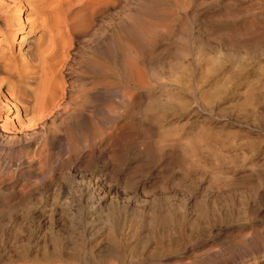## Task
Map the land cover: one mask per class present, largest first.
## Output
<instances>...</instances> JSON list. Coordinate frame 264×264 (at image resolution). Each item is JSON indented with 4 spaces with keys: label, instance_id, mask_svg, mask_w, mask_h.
<instances>
[{
    "label": "bare ground",
    "instance_id": "obj_1",
    "mask_svg": "<svg viewBox=\"0 0 264 264\" xmlns=\"http://www.w3.org/2000/svg\"><path fill=\"white\" fill-rule=\"evenodd\" d=\"M116 1L0 0V42L6 38L12 39L20 33L18 52L22 62L20 67L7 64L1 66L7 76L15 80H0V87L7 86V93H0V97H3V104L0 102V151H9L13 144L17 145V134L27 135L36 132L38 128L45 129L46 124L56 118H63L67 127L63 125L72 132V138L67 140L63 137L67 142L62 151L52 156L49 164L47 158V162L44 160L48 167L46 164L42 172H38L40 174H34L33 178L37 182L18 178L19 165L16 166L13 161L3 165L4 174L14 181L4 189L5 194H0V240L2 241L7 232L13 237L16 236L20 229L16 219L18 213L31 204L29 202H32L33 197L37 198L44 190H50L55 179L63 173L70 174L74 168L85 169L92 176L104 174L111 183L121 179V185L127 190H137L140 183L138 178L144 175L154 176L148 185L145 184L153 193L148 188V191L141 193L140 198L127 195L126 192L122 197H99L93 194L85 197L79 191L69 192V197H55L54 194L55 199L51 204L54 208L51 212L56 213L58 206H61L70 223L67 230H60L64 236L59 238V233L57 238L56 229L51 230V238L48 234L45 235L52 239L49 247L44 245L43 249L35 251L31 257L26 254V250L11 251L12 255L10 254L7 264L12 261L13 264H36L53 256L65 264H137V261L147 262L150 257H159L174 249L181 241L178 237L184 231L199 238L200 245L190 253L188 260L182 262L178 259L176 264H236L242 261L244 254L225 249L227 246L223 248V244L209 242L204 238L215 228L213 223L230 220L233 212L212 206L209 197H203L201 201L189 206L190 197L184 199L181 196L180 199L174 198L175 202L172 204L166 189L170 184L173 187L175 183L179 185L187 182V179L207 177L210 188L213 189L214 186L220 190L224 186H233L234 189L238 187L241 192H250L249 197L252 200L257 198L260 190L264 191V159L252 164L244 172L226 173L219 169H227L226 166L236 164L242 156L231 151L239 139L232 134L233 124L221 121V117L225 113L236 117L264 116V62H260L254 70L248 68V63L246 65L249 56L257 50L264 51V0H251L249 4H244V0H198L195 7H207L208 19L212 23L198 47L189 49L185 44L179 48L167 46L165 49L154 50V46L150 47V43L148 46L145 40L141 41V50L136 51L126 45L128 48L124 50L121 66H116L121 67L138 90L113 84L92 88L87 93L90 106L70 110L68 108L71 107H67L66 102L71 97L67 100L68 88L65 84L71 79L68 68L72 61L69 53L74 49H71L74 47L72 40L80 36V29L86 28L98 13L114 6ZM27 12L35 17L29 27V31L34 34L28 42L29 46L20 50L29 32L24 29L26 17L22 20V15ZM193 13L192 11L191 14ZM17 23L22 26H17ZM162 27L156 31L151 29L150 34L140 32L139 36L148 34L151 38L171 40L177 38V32L182 29ZM54 31L57 33L53 34ZM188 36L190 38L191 34ZM188 40L187 37L185 42ZM208 46H215L213 54L203 53V48ZM118 55L116 43L114 40L110 41L108 57L115 61ZM121 55L122 53L120 57ZM188 55H192L191 64L187 62ZM150 75L153 79L165 78L170 85H176L177 88L163 89L159 96L147 95L143 90L150 84ZM4 81L8 82L7 85H4ZM74 82L71 84L74 85ZM221 99H227V106L218 101ZM101 103L105 105L104 110L110 113L106 123L96 117L97 111L102 108ZM193 104L203 117L202 121H196L188 128L177 122H163L164 112H184L190 110ZM5 112H8L7 116H4ZM10 113L14 114L11 118L14 121L10 123L14 126L11 133L8 132V123H5L6 120L10 121ZM213 116L217 119H212ZM51 140L52 138L50 142L53 143L54 140ZM19 142L20 140L17 143ZM41 166H44L43 161ZM252 212L253 216V208ZM85 215L89 223L83 228L84 225L78 224ZM125 217H129V220L124 221ZM259 235L254 229L249 230L237 236V243L234 242L253 249L258 243ZM86 236L88 239L84 240Z\"/></svg>",
    "mask_w": 264,
    "mask_h": 264
},
{
    "label": "rangeland",
    "instance_id": "obj_2",
    "mask_svg": "<svg viewBox=\"0 0 264 264\" xmlns=\"http://www.w3.org/2000/svg\"><path fill=\"white\" fill-rule=\"evenodd\" d=\"M199 1L198 0H117L114 6L109 7L108 9H105L104 11H102V13H98L88 23L89 25H87L86 28L84 29H80L83 27L78 28L81 31L79 32L80 36H82L81 34L84 31L85 33H83L82 37H80L78 34L79 37H75V39L77 38L76 41L75 39L72 40V46L74 47H71V49L72 48L74 49L72 50L73 52L71 51L72 53L71 52L69 53V56L72 58V61L68 68V71H71V73L68 72L69 73L68 75L70 76L71 79L67 81V83L65 84V87L68 88L67 92H68L69 97L67 96V100L71 97L68 100V102H66L67 104L66 106L71 107L68 109L70 110H75L76 108L84 109L85 106H90L87 93L88 91L93 90L95 88H100V87L102 88V87H106L108 85L110 86L111 84H113L114 86L124 87L125 89L128 88L131 90H138V88L134 86L131 79L126 75L125 72L123 73V70L121 69V67H119V65L121 64L120 62L124 58V52H125L124 50L128 47H131V48L133 47L132 49L136 51L139 49L141 50L143 46L142 42H144L145 40H146L145 43L148 44V46H150L149 45L150 43L151 44L150 47L152 46L155 47V48L152 47V49L154 50L165 49L167 48V46L173 47V48H177V47L179 48L182 45L185 46V44H187V46L189 45V47L186 46V48H189V49L198 47V43L200 44V42L203 40L201 38L205 37L208 34L207 32L210 30L211 28L210 26H212V23L209 22V19H208L209 9L207 7L206 8L195 7ZM243 2L244 4L245 3L249 4L252 1L244 0ZM193 8H196V9L194 10ZM198 9H201V10H198ZM192 11L194 12L193 14H191ZM195 11L198 13H196ZM25 17L27 19V23L24 29H26V31L28 32L30 24L34 21L35 17L31 15L29 12H27L26 15H22V20H24ZM177 24L179 25L177 26ZM18 25L22 26L20 25V23H17V26ZM171 26L176 27V28L178 27L179 29L182 28L180 32H177L176 34L178 36L177 38L168 40L162 37H159V38L158 37H152V38L148 37V34L152 32L151 29H153V31H156L159 29V27L160 28L161 27L162 28H169V27L172 28ZM185 29H187V31ZM183 30L185 31L186 34L183 33L184 32ZM137 31H139V33ZM55 32L56 31L52 33L56 34L57 32L56 33ZM140 32L148 33V34H144V36H139V34H141ZM188 32L189 34H187ZM33 34L34 33L31 31L28 32V35L24 38L25 43L21 45L20 50H24L29 46L28 42L30 38L33 36ZM129 34L131 35L129 36ZM182 34H185V35L183 36ZM190 34L191 36L189 38L188 35ZM196 36H198L197 39H196ZM179 37H181V40H178ZM187 37L189 39L188 40L189 43L185 42V40L187 41ZM20 38H21V34L17 33V35L14 38L12 39L6 38V40L1 41L2 43L0 42V80L1 81L9 79L6 81L14 82L13 80H15V78L13 79L9 78L7 74L3 71L1 66L6 65V64L10 65L11 67L21 66V63H22L21 57L19 56V52H18V49H19L18 42L20 41ZM149 39H150V42H148ZM113 40L119 49V55L115 61H112L108 57V45H109V42ZM126 45H129V46L127 47ZM210 47L208 46L206 47V49L203 48V53L209 54V55L213 54L214 49L216 48L215 46H210ZM121 53L122 55L120 57ZM262 56H264L263 49L257 50L253 55L249 56L246 60V65L248 63V68H250L251 70H254L260 62H264V57ZM186 59L189 64L192 63V55H188ZM117 64L119 65L116 66ZM97 71H100V72H97ZM148 79H149L148 83L150 84H148L149 86H147V88L143 90L146 92L147 95L154 94V96H159L164 91L163 89H166L169 87H172V89L177 88L176 85H170L165 80V78H162L160 80L159 78L156 79L155 77L153 79V76L150 75ZM150 79H153L152 82H150ZM157 80L158 82H156ZM72 81H75L74 85L71 84ZM8 82H5L4 85ZM6 87L7 86H5V88ZM5 88L0 87L1 89L0 93L2 95H3L2 92L7 93V88L6 89ZM84 93L86 94V96ZM1 100L3 102L2 96L0 97V102ZM218 101H220V103L222 102L221 104H223L224 106H227V103H226L228 102L227 99H221ZM102 103L106 105L105 102H102ZM103 104H102V108L97 111L96 117L101 120L103 119L102 120L103 123L104 122L106 123L108 119L110 118V113L104 110L103 106L105 105ZM192 106L190 110L180 112V113H175L172 111L164 112L165 117L162 118L163 122L164 123L177 122L180 125H184V128H188L189 126L192 125V123L196 121H202L203 117L196 111L194 104ZM260 108H262V105L260 106ZM101 110L105 114L100 113ZM7 115H8V112H5L4 116H7ZM12 116H14V114L10 113L8 116L9 118L7 117L10 121L8 120L5 121V123H8L9 133L13 132V127H14V126H11L12 124H10L14 121V120L11 121ZM212 119L216 120L217 117L213 116ZM221 121L225 123L230 122L231 124H233L231 128V131L233 132L232 134H234L236 139H239V141L237 140V145L231 148V151H234L233 153H235V155H242L241 156L242 158L240 157L238 159V162H236V164L230 167L226 166L225 168L227 169H224V167L221 166L223 168V169L219 168L221 171L224 170V172L226 173L240 172V171L244 172V171L249 170L252 164H255L257 161L264 159V116L260 115L259 117L258 116L253 117L252 115H243V116L236 117L235 115H230V114L225 113L221 117ZM212 122H216V121H212ZM63 124L66 125V122L64 123L63 118H60V119L56 118L53 121L50 120L46 124L45 129L38 128L36 131L37 133L33 132L27 135L17 134L15 138L16 140L15 139L14 140L17 142L18 140H20L21 143L16 142L15 144L17 145L13 144V148L9 151L7 149L0 151V160H2L0 161V194H5L3 193L4 189L12 185L14 181V179H10L8 175L4 174L5 172H3L2 170V168L6 165V163L13 161L15 165L17 164L16 166L19 165L18 167L19 172H18L17 177L18 178L21 177L20 178L21 180L31 179L32 181H34L35 178L33 177H35L37 174H40L42 172V170L44 169L43 167H45L47 163L48 164L50 163L52 159L51 157L56 154H59L60 150L62 151V147H65L67 140L70 137L72 138V132L68 130L69 128H66L67 125L65 127ZM0 125H1V121H0ZM65 129H67V131ZM34 133L36 134V139H35ZM63 137H65L67 140L64 139ZM51 138L52 140L55 141V143L54 141L53 143L50 142ZM48 142L50 144L52 143L53 145L52 144H51L52 146L49 145ZM1 156H3L4 158L3 157L1 158ZM44 160L47 163H44L45 162ZM42 161H43L44 166H41ZM48 164H47V167H48ZM84 170H82V168H77V169L74 168L70 172V174L63 173L64 175L62 174L60 176V177L63 176L62 178L59 177L58 179H55L50 190L46 189L43 192H41L39 196L37 195V198L33 197L31 199L32 202H29L31 204L30 205L28 204L27 206L28 209L24 208L25 210L23 209L21 213L20 212L18 213V215L16 216V219L18 222V226L20 225L19 227L20 229L17 235L13 237V235L10 232H7L6 234H4L2 241L0 240L1 241L0 242V264L1 263L7 264V260L11 254V251L16 252V250L18 249L17 252H21V251L23 252L26 250L25 251L27 252L26 254L30 255L29 257H31L35 253V251L38 252V250L40 251L41 249H43L44 245L49 247L50 246L49 244H51V241H52V239H50L51 230L56 229L55 233L58 234L56 236L57 238L59 236V233H60L59 238L61 236L62 237L64 236L60 232V230L62 231V229L64 228H65L64 230H67L68 226L70 227L69 225L70 223H69V220L67 221L68 216L67 214L64 213L65 211L62 210L61 206H58V211H56V213L53 212L54 213L53 214L51 212L52 211L51 209L54 208V205H51V204H53L52 201H54L55 195H56L55 197H57V195L58 196L66 195V197H69V192L72 193V192L79 191L78 193H81L82 196L85 195V197L90 194L98 195L99 197H103L104 195L107 197H122L123 193L126 192L125 194L127 195L140 198V196H142L141 194L142 192H144L145 190L148 191L150 189L146 185L149 184L150 180L154 179V176L144 175V177L142 176L138 178L140 180V183H138L137 185V190L136 189L127 190L121 185V181H120L121 179L120 180L118 179L119 181L118 180L112 181L113 183H111L109 182L111 180H107V177L104 174L102 175L100 173V174H97L96 176H92L88 171L86 172ZM35 181L37 182V180ZM188 181L191 183H189ZM187 182L180 183L181 185L173 183L174 184L173 187H171L172 184H170L171 186L169 185V187L166 189V192H167L166 194H168L169 201H171V203L173 204L175 202L174 198L176 197H178L179 199L181 198V196L184 199H188L190 197L188 199V205L190 206L199 200L201 201L203 197H209L213 203L212 206L215 205L217 207H221L222 209H226L230 211L231 213L233 212L230 220H221V221H217L216 223H213L215 228H213V231L210 234H208V237H206L207 236L206 235L204 238L209 242H218V243L223 244V248L227 246L225 249H230V250L232 249L233 252H236V253L241 252L242 254H244L242 261H238L236 262V264H242V263L243 264H264V195H263L264 191L260 190L257 198L255 200H252L249 197L250 192L248 193L246 190L241 192L239 191L241 189H238V187H236L237 189L236 188L234 189L233 186L232 187L224 186L220 190L218 187L217 189L214 186H213V189L212 187L210 188L207 177H204L203 179L202 178L201 179L200 178L187 179ZM184 188H186L188 191ZM151 190L152 189H150L149 191L153 193V191ZM186 192L188 195L186 194ZM239 192L241 193V195ZM242 196H245V197H242ZM51 197L53 200L51 199ZM217 197L218 199H216ZM34 198L36 199L34 200ZM238 202L240 203L239 205H238ZM240 205L241 206L243 205V207H241ZM252 208H253L254 214L256 213L255 215L253 214V216H252V213H253ZM250 210L251 212L249 213L248 211ZM237 212L238 214L240 213L242 215L240 214L238 215ZM63 220L66 221V223ZM128 220H129V217H125L124 221H128ZM79 221L80 222L78 225L79 226L84 225L82 226L83 228L89 223V219L87 215L81 217ZM63 223L64 225L66 224L65 225L66 227L63 225ZM80 223L82 224L80 225ZM51 224H53V227ZM253 229L254 231H257L260 233L259 238H258V243H256L257 246L255 245L254 248L251 249L250 247H248V245H237L236 244L237 236H241L242 233L248 232L249 230H253ZM46 234H48L50 238L48 237V235L46 237L45 236ZM181 234H180L181 237L178 235L179 236L178 238L182 242L178 240L179 244L177 243V245L174 248L176 252L172 248L170 251L163 253L162 256L150 257L148 258L150 261L146 260L147 262H145V260L137 261V264H147V263L148 264L149 263L150 264H176L179 262V260L182 262L188 260L190 253L194 252L197 249V247L200 245V242H199L200 239L199 238L197 239L196 236L190 235L188 231H184ZM86 239H88L87 236L84 238V240ZM43 241L44 243H42ZM39 245H42V246L40 247ZM48 247H45V249ZM49 258L47 259L48 261L47 260L44 262L39 261L36 264H39V263L43 264L45 262L47 264H56L55 262H57V264H65L63 261L56 260L54 256L53 258L51 257ZM29 263H32V262H28V264ZM10 264H13V261L12 263L10 262Z\"/></svg>",
    "mask_w": 264,
    "mask_h": 264
}]
</instances>
